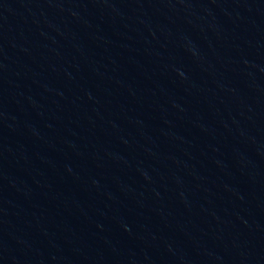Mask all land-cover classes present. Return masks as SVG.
Wrapping results in <instances>:
<instances>
[{"label":"water","instance_id":"95a60500","mask_svg":"<svg viewBox=\"0 0 264 264\" xmlns=\"http://www.w3.org/2000/svg\"><path fill=\"white\" fill-rule=\"evenodd\" d=\"M0 264H264V0H0Z\"/></svg>","mask_w":264,"mask_h":264}]
</instances>
